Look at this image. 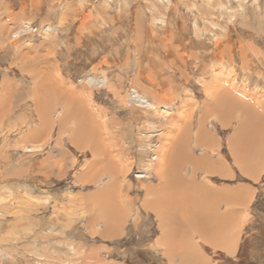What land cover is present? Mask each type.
I'll list each match as a JSON object with an SVG mask.
<instances>
[{
  "label": "rangeland",
  "instance_id": "rangeland-1",
  "mask_svg": "<svg viewBox=\"0 0 264 264\" xmlns=\"http://www.w3.org/2000/svg\"><path fill=\"white\" fill-rule=\"evenodd\" d=\"M206 109L236 117L207 125L233 162L239 116L264 112V0H0V264H167L141 204L155 137ZM50 113L51 141L25 145ZM87 124L93 142L74 135ZM93 163L103 175L80 179ZM239 179L255 196L238 253L203 247L217 264H264V173ZM112 182L130 209L118 235L98 202Z\"/></svg>",
  "mask_w": 264,
  "mask_h": 264
},
{
  "label": "crops",
  "instance_id": "crops-1",
  "mask_svg": "<svg viewBox=\"0 0 264 264\" xmlns=\"http://www.w3.org/2000/svg\"><path fill=\"white\" fill-rule=\"evenodd\" d=\"M209 112L208 109L204 110L200 118H192L191 113L189 116L186 113L178 114L168 120L165 129L155 137L156 159L152 172L158 182L145 183L141 204L145 212L155 216L160 234L154 245L161 250L167 264H217L203 246L235 257L250 221L249 209L255 196L253 186L239 177L259 182L264 173V112L256 115L246 112V115L239 116L237 129L227 139L228 153L233 162L228 161L224 154L223 141L207 125L217 120L224 129V125L236 117H208ZM46 117L44 114L41 125L25 134L22 139L25 145L36 146L40 142L51 141L53 133L48 126L54 116L50 113ZM18 119L15 113L10 112L5 123L13 126ZM74 127L79 132L77 135L74 133L77 139L82 131H88L91 142L95 140L92 124ZM80 128L83 130L80 131ZM169 131H172V135L171 132L168 134ZM101 151H104L103 148ZM94 166L95 163L80 179L88 181L86 178L91 176L93 179L101 177L103 172L96 174L97 166ZM92 168L94 172H90ZM113 172L116 180V173L122 170ZM117 184L104 185V190L98 192V202L101 208L109 204L107 215L111 219L102 218V221L110 222L112 232L118 235L119 232L115 231L122 229L127 214L120 213L125 211L126 206L119 195L122 189ZM110 200L113 204L108 202ZM126 210L129 212V207ZM92 220L88 219L87 229L96 233L98 215ZM105 232L107 236L110 231Z\"/></svg>",
  "mask_w": 264,
  "mask_h": 264
},
{
  "label": "trees",
  "instance_id": "trees-1",
  "mask_svg": "<svg viewBox=\"0 0 264 264\" xmlns=\"http://www.w3.org/2000/svg\"><path fill=\"white\" fill-rule=\"evenodd\" d=\"M239 257V256H238ZM241 259V258H240ZM242 261V260H241Z\"/></svg>",
  "mask_w": 264,
  "mask_h": 264
}]
</instances>
